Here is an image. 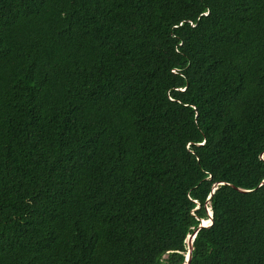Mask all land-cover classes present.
Returning a JSON list of instances; mask_svg holds the SVG:
<instances>
[{"label": "trees", "instance_id": "trees-1", "mask_svg": "<svg viewBox=\"0 0 264 264\" xmlns=\"http://www.w3.org/2000/svg\"><path fill=\"white\" fill-rule=\"evenodd\" d=\"M210 208L190 264H264V0H0V264H183Z\"/></svg>", "mask_w": 264, "mask_h": 264}, {"label": "water", "instance_id": "water-1", "mask_svg": "<svg viewBox=\"0 0 264 264\" xmlns=\"http://www.w3.org/2000/svg\"><path fill=\"white\" fill-rule=\"evenodd\" d=\"M214 191V190H213ZM211 198V197H210ZM209 219L211 220V222L209 223V224H205V219H203L202 221H201V224H200V226L194 231V233H192V234H190L189 236H188V239H187V244H188V253H187V255H186V260H185V262L183 263V264H190V260H191V257H192V250H193V245H194V240H195V238H196V235H197V233H198V231H199V229L201 228V227H206V226H210V225H212V223H213V211H212V209H211V212L209 211Z\"/></svg>", "mask_w": 264, "mask_h": 264}, {"label": "bare ground", "instance_id": "bare-ground-1", "mask_svg": "<svg viewBox=\"0 0 264 264\" xmlns=\"http://www.w3.org/2000/svg\"><path fill=\"white\" fill-rule=\"evenodd\" d=\"M209 211L211 212V208L209 209ZM205 224H209L211 222V220L208 218V219H205Z\"/></svg>", "mask_w": 264, "mask_h": 264}]
</instances>
